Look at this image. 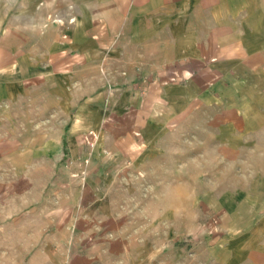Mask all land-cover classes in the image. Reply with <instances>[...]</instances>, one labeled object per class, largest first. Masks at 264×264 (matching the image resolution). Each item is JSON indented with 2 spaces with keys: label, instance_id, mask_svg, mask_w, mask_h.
Here are the masks:
<instances>
[{
  "label": "crops",
  "instance_id": "crops-1",
  "mask_svg": "<svg viewBox=\"0 0 264 264\" xmlns=\"http://www.w3.org/2000/svg\"><path fill=\"white\" fill-rule=\"evenodd\" d=\"M51 1L40 0V9L67 6L58 14L73 20L66 39H51L54 26L41 23L47 14L29 17L22 32L0 23V213L23 215L24 243L37 246L30 255L41 264H163L158 238L131 234L122 207L111 206L102 189L116 161L126 167L147 146L123 140L112 125H80V115L92 113L79 110V101L95 105L105 91L113 96L111 86L142 79L139 94L125 87L121 110L134 94L146 119L198 106L214 131H264V0ZM80 78L106 89L75 96L76 112L65 122V85ZM87 131L95 133V151L109 156L79 176L68 165L79 161ZM249 180L238 190V222L217 247L216 264H264V169ZM199 261L208 264L207 253Z\"/></svg>",
  "mask_w": 264,
  "mask_h": 264
},
{
  "label": "rangeland",
  "instance_id": "rangeland-1",
  "mask_svg": "<svg viewBox=\"0 0 264 264\" xmlns=\"http://www.w3.org/2000/svg\"><path fill=\"white\" fill-rule=\"evenodd\" d=\"M32 2L34 4L30 7L24 0H15L14 3L0 0L1 27L15 24L17 31L21 29L22 32L29 17L34 21L47 14L41 23L54 26L51 27V39H66L73 20H64L58 13H64L67 6L47 4L41 10L40 0ZM27 9H30L31 16ZM177 77L172 74L169 80L175 81ZM85 81L80 78L79 85H65V122L69 114L76 112L75 96L83 97L95 88L104 94L106 87ZM125 87L140 93L147 87V81L136 79L128 86H111L113 96L107 97L105 91V98L96 100L92 106H88L84 99L79 101V110L89 109L95 114L80 115V125L101 129L112 125L122 131L123 140L142 142L147 146L139 154L140 160L127 159L128 167L123 166L125 160L121 165L119 161L113 164L114 173L101 184L109 204L122 207L129 227H134L129 230L131 234L147 239L158 238L163 264H199L200 254L205 253L208 264H216L217 247L223 246V240L232 235L233 222H238V190L247 188L254 173L264 169V131H214L215 127L207 124L209 118L205 111L200 112L198 106L187 115L183 112L170 117L159 114L153 118L149 115L146 119V116H140L141 104L135 100L134 94L125 96L128 100L123 102L121 110ZM151 105L149 102L142 110L152 112L149 110L153 107ZM124 106L127 108L123 109ZM124 131L129 132L124 134ZM100 141L106 142L107 138L101 137ZM79 142V161L68 165L69 172L87 176L88 171L95 168L91 162L94 159L100 162L109 153L95 151L96 136L91 131L82 132ZM64 153L65 157L69 153L66 143ZM95 181L97 183L99 178ZM23 225V215L16 214V220H13L8 214L0 213V264L42 263L30 255L37 246L24 243L26 230Z\"/></svg>",
  "mask_w": 264,
  "mask_h": 264
}]
</instances>
